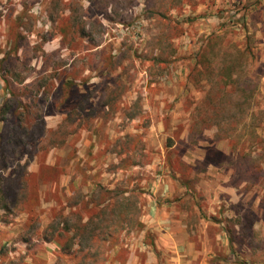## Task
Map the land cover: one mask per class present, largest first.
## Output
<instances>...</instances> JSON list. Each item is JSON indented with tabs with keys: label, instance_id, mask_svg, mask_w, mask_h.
Here are the masks:
<instances>
[{
	"label": "rangeland",
	"instance_id": "rangeland-1",
	"mask_svg": "<svg viewBox=\"0 0 264 264\" xmlns=\"http://www.w3.org/2000/svg\"><path fill=\"white\" fill-rule=\"evenodd\" d=\"M245 8L239 0H0V112L18 94L29 104L21 123L34 134L6 163L0 155V264L209 263L225 258L227 238L241 242L255 214L264 219V158L256 159L264 148L249 143L264 139V48ZM198 52H215L219 64L245 52L256 115L237 113L227 133L203 130L212 107L188 83ZM65 78L71 109L81 97L87 107L114 103L45 152L46 130L63 119L56 89ZM10 126L0 122L4 138ZM92 215L82 238L72 225Z\"/></svg>",
	"mask_w": 264,
	"mask_h": 264
},
{
	"label": "trees",
	"instance_id": "trees-1",
	"mask_svg": "<svg viewBox=\"0 0 264 264\" xmlns=\"http://www.w3.org/2000/svg\"><path fill=\"white\" fill-rule=\"evenodd\" d=\"M237 54L238 55L235 57L231 54L229 57H226L227 55L225 54L221 64L218 63V56L215 52H198V54L195 55L196 63L188 74V83L193 85L196 90L198 88L202 89L207 94V102L212 107L210 108L211 112H206V116L204 120H202L203 122H201L203 124L205 123L203 130L211 129L213 126H216L219 133L222 131L227 133V131L234 129L230 120H236L237 113L242 114L243 118L247 116V114L250 117L256 115L254 114V110L251 105V101L256 92L255 83L250 76L247 74L245 75L243 69L245 52H238ZM62 71L65 73L68 70L64 69ZM60 77L61 76L59 75V79ZM22 81L21 83L24 82ZM203 81H205L204 84L202 83ZM71 83L72 81L70 82L67 78H65V81H62V83L57 86L56 91L61 90L65 95L63 105L58 108L59 111L62 112L63 119L55 130H46L50 134L46 142H49V145L52 143V146L48 148L46 144L42 145L41 149L45 150V152H48V149H51L52 147H62L66 143L69 136H73L72 134H76L79 130L88 126V120H91L90 115L93 116L97 109L104 106L111 108V105L114 103V99L111 98H107L108 100L101 103L100 100L102 98H99L96 104L87 107L88 100L81 97V100L79 99V101H77L76 108L71 109L68 104V95L66 94ZM47 88L50 90L52 89L51 86H47ZM40 89H42V86H40L39 90ZM43 91L46 92V89L44 88ZM10 95L11 98H8L5 101V104L0 112V115H2L0 122H10L11 125V134L9 137L4 138V135L0 133V155L2 162L4 163H6V156L8 157L10 155L8 154L10 149L16 148V146L21 148L23 144L28 145L33 140L34 135H31L28 132V128L26 126L24 127L21 123L26 115V111L29 110L27 107L29 104L22 102L20 96L14 92H11ZM14 104H17V108L12 109ZM72 112H74V117L72 116ZM7 114L10 116L9 119L5 116ZM81 114L84 116V120L80 117ZM259 114L264 116V108L261 109ZM227 121L230 123V127L225 130L223 129V125H228ZM72 125H75V128H73ZM193 126L197 130V124L194 123ZM44 127L45 124L42 122V128ZM89 130H91V126ZM203 130H201V132ZM252 141L249 143L255 144V148H264V139H260L258 135L254 136ZM263 158L264 153L259 154L256 158L257 162H261ZM6 165L7 164H5V166ZM78 211L80 213L83 209L80 208ZM95 218L96 217L92 215L85 224L79 221L78 224L72 225V228L76 230L75 232H77L78 235L84 238L85 231L88 230L90 225H92ZM52 225H49L48 229H50ZM79 232H83V234H79Z\"/></svg>",
	"mask_w": 264,
	"mask_h": 264
},
{
	"label": "crops",
	"instance_id": "crops-1",
	"mask_svg": "<svg viewBox=\"0 0 264 264\" xmlns=\"http://www.w3.org/2000/svg\"><path fill=\"white\" fill-rule=\"evenodd\" d=\"M228 1V0H227ZM241 5L246 7V24L247 26H256L257 37L260 42V46L264 48V0H239ZM256 17V18H254ZM251 30V28H249ZM251 34V32H248ZM244 216V214H241ZM257 223L252 229H244L241 233L242 240L240 243H232L227 238V248H225V258L223 264H264V219H260L259 214H255ZM252 236L248 237V234ZM246 233V234H245ZM180 248L181 252H187L184 250V245ZM186 244L185 246H187ZM187 249V248H186ZM202 252L196 254V258L200 259ZM217 257V258H214ZM210 255V262L206 263L203 259L198 261V264H220L222 260L215 255ZM196 259V260H197ZM195 260V261H196ZM175 263L181 264L179 259L171 260ZM194 262V261H193ZM170 264V262H169ZM183 264V263H182ZM196 264V262H195Z\"/></svg>",
	"mask_w": 264,
	"mask_h": 264
}]
</instances>
